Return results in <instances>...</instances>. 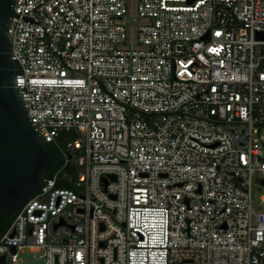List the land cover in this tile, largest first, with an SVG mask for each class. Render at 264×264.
Masks as SVG:
<instances>
[{"label":"built area","instance_id":"obj_1","mask_svg":"<svg viewBox=\"0 0 264 264\" xmlns=\"http://www.w3.org/2000/svg\"><path fill=\"white\" fill-rule=\"evenodd\" d=\"M13 8L39 20L8 19L13 81L62 159L0 264H264V0Z\"/></svg>","mask_w":264,"mask_h":264},{"label":"water","instance_id":"obj_2","mask_svg":"<svg viewBox=\"0 0 264 264\" xmlns=\"http://www.w3.org/2000/svg\"><path fill=\"white\" fill-rule=\"evenodd\" d=\"M14 0H0V218L13 214L59 164L45 136L30 121L27 107L13 81L16 71L11 57L8 19L15 13ZM28 23L39 22L20 15Z\"/></svg>","mask_w":264,"mask_h":264},{"label":"trees","instance_id":"obj_3","mask_svg":"<svg viewBox=\"0 0 264 264\" xmlns=\"http://www.w3.org/2000/svg\"><path fill=\"white\" fill-rule=\"evenodd\" d=\"M48 145H49L50 150L56 154L57 158L59 159V162H61L62 157H61L59 151L57 150V148L52 143H48ZM60 184L69 185L68 182H61ZM13 216H14V213L7 216V217H1L0 218V235L8 227Z\"/></svg>","mask_w":264,"mask_h":264},{"label":"rangeland","instance_id":"obj_4","mask_svg":"<svg viewBox=\"0 0 264 264\" xmlns=\"http://www.w3.org/2000/svg\"><path fill=\"white\" fill-rule=\"evenodd\" d=\"M264 189V185L261 186L260 188L254 186L253 187V200H254V203H256L258 201V196L260 194V191ZM24 258H26V255H23Z\"/></svg>","mask_w":264,"mask_h":264}]
</instances>
